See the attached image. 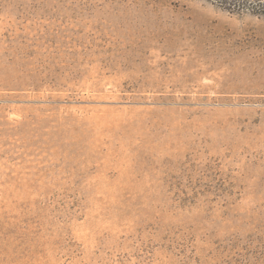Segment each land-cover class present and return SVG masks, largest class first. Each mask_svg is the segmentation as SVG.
<instances>
[{"label":"rangeland","instance_id":"374dc122","mask_svg":"<svg viewBox=\"0 0 264 264\" xmlns=\"http://www.w3.org/2000/svg\"><path fill=\"white\" fill-rule=\"evenodd\" d=\"M0 264H264V15L0 0Z\"/></svg>","mask_w":264,"mask_h":264},{"label":"trees","instance_id":"16d2710c","mask_svg":"<svg viewBox=\"0 0 264 264\" xmlns=\"http://www.w3.org/2000/svg\"><path fill=\"white\" fill-rule=\"evenodd\" d=\"M214 4L229 12L264 15V1L250 2L248 0H212Z\"/></svg>","mask_w":264,"mask_h":264}]
</instances>
